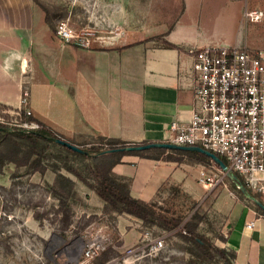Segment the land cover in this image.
I'll list each match as a JSON object with an SVG mask.
<instances>
[{
    "label": "rangeland",
    "instance_id": "374dc122",
    "mask_svg": "<svg viewBox=\"0 0 264 264\" xmlns=\"http://www.w3.org/2000/svg\"><path fill=\"white\" fill-rule=\"evenodd\" d=\"M32 1L44 11L45 17L48 13L50 23L46 22L49 31L45 35V46L37 49L36 45L30 43L28 58L22 59V64L25 62V71L20 77L31 87L24 88V104L20 109L27 116L21 114L20 110L0 106V122L28 129L38 128V122L28 120V116H32L52 127L60 134L61 139L83 150L91 145L99 146L101 135L70 130V127L81 130L85 128L86 117L83 109L79 107L71 118L67 113L53 114L50 107L44 114L39 115L31 109L30 91L35 95L36 88L41 92L44 86L46 95L51 94L49 90L54 92L58 87L60 91L68 93L69 86L73 83L71 76L76 79L80 88L85 84L84 79L78 73L76 78L71 71L74 64L85 62L89 53H92V60L97 62L104 57H112V52L117 50L113 48L134 44L122 50L125 51V57L131 58L129 53L137 45L166 44L165 38L184 10L185 1ZM226 2L235 3L236 7L231 4V13L234 10L236 16L235 22L232 19L227 20L226 17L222 20H216L214 16L205 19L210 27V19L215 18L214 22H221L215 35L232 40L235 42L234 46L241 42V46L247 45L250 49L264 54V14L259 20H251L245 16L247 11L261 10L264 13V0ZM220 5L217 0H207L204 14L209 9L208 6L214 12ZM208 16L210 17L209 14ZM64 31L71 34L69 39L61 34ZM87 51L89 52L86 55ZM83 91H87L86 88ZM48 100L52 104V99ZM64 101L68 103L69 100ZM130 143L144 142L128 144ZM38 152L43 164L70 166L89 182H95L97 167H105L110 161L100 156L86 157L83 153L69 151L57 142L42 141ZM10 156H14L13 151L1 146L0 161H5L0 172V264H123L126 260L134 264H219L217 257L212 261H201L190 253L195 247L192 242L183 238L182 233L188 222L199 221L194 220L193 216L200 214L204 217L197 232L206 234L217 246L223 248L226 245L217 236L224 235L227 238L228 217L213 207L215 197L220 191L229 188L238 199L256 209L258 215L264 216L263 210L253 200L256 198L264 203L260 192L245 184L251 195L248 191L245 193L244 188H238L227 174H221L217 169L222 170L216 165L202 164L188 157L174 155L185 166L197 163L212 170L219 174L217 178L220 181L205 189L207 194L201 199H194L179 185H164L152 200L156 202V210L162 217H158L156 223H146L127 213L120 215L106 210L105 205L100 202L93 201L90 205L85 192L91 189L73 173L63 169V174L76 182V190L80 196L70 200L69 218H66V211L60 207L49 187L54 183L56 174L51 169L44 175L40 172L29 174L27 166H18L7 159ZM19 158L22 159V155ZM131 172L133 174L134 170ZM196 181L201 183L199 176ZM36 213L43 216L41 221L35 218ZM166 220L181 222L177 227H169ZM158 237L165 239V247L158 252H151L150 244ZM93 240L101 241L106 249L94 259L86 260L84 250Z\"/></svg>",
    "mask_w": 264,
    "mask_h": 264
},
{
    "label": "crops",
    "instance_id": "0c3cea01",
    "mask_svg": "<svg viewBox=\"0 0 264 264\" xmlns=\"http://www.w3.org/2000/svg\"><path fill=\"white\" fill-rule=\"evenodd\" d=\"M184 1V10L165 38L175 46L140 44L129 53L131 58L125 57V51L115 50L112 57L97 62L87 51L89 58L74 64L71 71L76 78L78 73L84 79L81 87L87 91L78 88L76 79L71 76L73 83L68 93L58 87L46 95L44 86L41 92L37 87L35 95L30 91L31 109L41 115L50 107L53 114L67 113L71 118L80 107L86 117L85 128L70 127L71 131L128 142L165 140L171 122L188 121L192 113L194 93L189 83L193 57L190 49L235 45L232 40L215 35L221 23L214 22L215 18L226 17L235 22L231 2L217 0L221 4L216 7L218 10L211 12L208 6L204 14L207 0ZM232 5L236 7L235 3ZM211 16L215 18L210 19V27L205 19ZM47 31L45 13L32 0H0V106L15 110L23 107L24 88L31 87L20 77L25 71L22 59L27 60L30 43L37 49L45 46ZM236 44L241 46V42ZM48 99H52V104ZM64 99H68V103ZM202 169L203 165L197 163L185 166L164 159L124 155L122 162L113 167V172L130 182L134 197L150 202L166 184L179 185L194 199H201L208 189L196 181ZM85 195L90 205L93 201L105 205L95 191L89 190ZM213 207L228 217L224 245L237 251L236 264H264V216L258 215L256 209L238 199L229 188L216 195ZM251 221L255 222L252 229L247 227Z\"/></svg>",
    "mask_w": 264,
    "mask_h": 264
},
{
    "label": "built area",
    "instance_id": "2783aa9c",
    "mask_svg": "<svg viewBox=\"0 0 264 264\" xmlns=\"http://www.w3.org/2000/svg\"><path fill=\"white\" fill-rule=\"evenodd\" d=\"M263 14L255 10L245 16L259 20ZM61 34L67 39L71 36L65 31ZM190 53L192 113L188 121L171 122L165 141L201 146L223 156L228 171L242 177L264 199V54L247 45H208L192 48ZM218 175L203 166L199 181L210 187L220 181ZM247 227L254 228L255 222ZM164 247L163 237L150 244L151 252ZM105 249L101 241L93 240L85 248L84 257L92 260ZM123 264L134 262L126 260Z\"/></svg>",
    "mask_w": 264,
    "mask_h": 264
},
{
    "label": "trees",
    "instance_id": "16d2710c",
    "mask_svg": "<svg viewBox=\"0 0 264 264\" xmlns=\"http://www.w3.org/2000/svg\"><path fill=\"white\" fill-rule=\"evenodd\" d=\"M46 22L50 23V19L47 13ZM172 27L170 28V30ZM166 44L170 47L174 44L166 41ZM134 44L125 46L124 48H113L117 50H123ZM21 114L27 116L24 110L19 111ZM30 121L38 122L39 126L35 129H28L20 126H9L8 124L0 122V147L5 146L13 151L14 156H10V161H13L18 166H27L29 168V174L40 172L45 174L48 169H51L56 178L52 185H49L52 195L58 199L59 205L66 211V218H69L70 200L75 197H80L76 190V182L70 177L63 174V169L73 173L78 179L86 184L91 190L95 191L97 195L105 202V209L111 210L117 214H130L136 216L146 223H156L158 217H162L156 210L157 204L155 201H144L136 198L131 194L130 182L125 180L124 177L118 176L113 172V167L122 162L124 155H137L144 158L151 159H164L168 161L181 162L180 159H176L173 156L188 157L198 163L213 164L216 165L211 158L207 155L195 151H183L173 150L168 151L166 149H153V153L150 151L128 153L123 151H117L118 148L126 146L129 142L119 138H109L105 136H99L101 143L99 146L91 145L83 153L86 157L100 156L102 159H110L107 166H98L95 171V182H89L84 178L77 170L70 166H59L58 164H43L38 152V146L42 141L56 142L57 139H61L60 134L52 127L41 122L40 120L28 116ZM149 143V141H144ZM104 145H107L105 148ZM69 151H74L68 147H65ZM109 150H114L108 153ZM76 152V151H74ZM79 153V152H78ZM22 155V159L19 158ZM225 162L226 159L219 155ZM5 160L0 161V172ZM217 166V165H216ZM218 167V166H217ZM238 182H234L236 185L240 184L244 186V192L248 191L245 182L238 174ZM246 187V188H245ZM245 192V193H246ZM251 195V192L248 191ZM264 214V211L262 212ZM35 218L42 220L41 214H35ZM194 220H199L195 223L191 221L184 226V233L182 236L187 241L193 243L195 250H191L193 256L198 257L201 261H212L216 257L219 259V264H236L237 251L230 247H219L215 244L214 240L206 234H200L197 232V227L204 217L200 214L193 216ZM169 227H177L180 224V220H166ZM217 239L224 243H227V238L224 235L217 236Z\"/></svg>",
    "mask_w": 264,
    "mask_h": 264
},
{
    "label": "water",
    "instance_id": "95a60500",
    "mask_svg": "<svg viewBox=\"0 0 264 264\" xmlns=\"http://www.w3.org/2000/svg\"><path fill=\"white\" fill-rule=\"evenodd\" d=\"M57 143L62 144L65 147H68L76 152L79 153H85L81 147L68 142L63 139H57ZM153 149H166L168 151L173 150H183V151H195L200 152L202 154L207 155L211 160L222 170L224 171L230 178L233 179L234 182H238V176L234 173H231L228 171V166L226 162L216 153L205 149L201 146H187V145H177L166 141H158V142H149V143H130L126 146L120 147L117 149V151H123L128 153H136V152H145L150 151ZM114 150H109L108 153L112 152ZM243 188V187H242ZM253 200L256 202V204L264 211V203H262L260 200L253 198Z\"/></svg>",
    "mask_w": 264,
    "mask_h": 264
}]
</instances>
